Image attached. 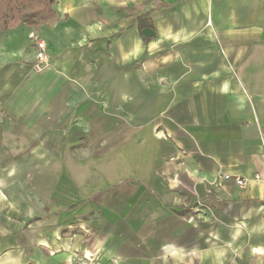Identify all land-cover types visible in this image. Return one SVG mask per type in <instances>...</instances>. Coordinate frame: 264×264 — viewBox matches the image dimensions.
Segmentation results:
<instances>
[{"label":"crops","instance_id":"crops-1","mask_svg":"<svg viewBox=\"0 0 264 264\" xmlns=\"http://www.w3.org/2000/svg\"><path fill=\"white\" fill-rule=\"evenodd\" d=\"M53 8L0 30V264H264V0Z\"/></svg>","mask_w":264,"mask_h":264},{"label":"trees","instance_id":"trees-1","mask_svg":"<svg viewBox=\"0 0 264 264\" xmlns=\"http://www.w3.org/2000/svg\"><path fill=\"white\" fill-rule=\"evenodd\" d=\"M53 5L54 0H0V30L21 22L33 27L55 20Z\"/></svg>","mask_w":264,"mask_h":264},{"label":"built area","instance_id":"built-area-1","mask_svg":"<svg viewBox=\"0 0 264 264\" xmlns=\"http://www.w3.org/2000/svg\"><path fill=\"white\" fill-rule=\"evenodd\" d=\"M33 45L35 46V59L31 64V71L34 73L41 72L48 65V56H47V44L46 41L41 36H33ZM218 177L223 180H233L235 184L239 187H245L249 179L239 175H231V174H222L218 175ZM255 179H259V175L255 174ZM75 261L74 264H97L92 256H87L85 254H74Z\"/></svg>","mask_w":264,"mask_h":264},{"label":"water","instance_id":"water-1","mask_svg":"<svg viewBox=\"0 0 264 264\" xmlns=\"http://www.w3.org/2000/svg\"><path fill=\"white\" fill-rule=\"evenodd\" d=\"M144 33L149 35V34L153 33V31L149 28H146V29H144Z\"/></svg>","mask_w":264,"mask_h":264},{"label":"rangeland","instance_id":"rangeland-1","mask_svg":"<svg viewBox=\"0 0 264 264\" xmlns=\"http://www.w3.org/2000/svg\"><path fill=\"white\" fill-rule=\"evenodd\" d=\"M34 27H37V26H34ZM13 28V27H12ZM9 29V28H8Z\"/></svg>","mask_w":264,"mask_h":264}]
</instances>
